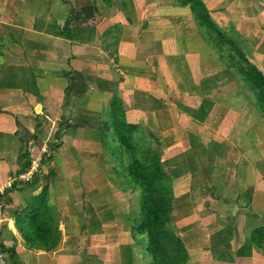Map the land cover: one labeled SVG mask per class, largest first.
Listing matches in <instances>:
<instances>
[{
  "label": "crops",
  "instance_id": "0c3cea01",
  "mask_svg": "<svg viewBox=\"0 0 264 264\" xmlns=\"http://www.w3.org/2000/svg\"><path fill=\"white\" fill-rule=\"evenodd\" d=\"M203 2L215 38L177 0H0V238L10 264H154L136 230L141 212L132 217L141 189L113 174L123 122L168 177L181 264H264V94L244 59L264 74V0ZM48 125L60 146L35 181L13 182ZM32 203L48 206L51 236L17 225Z\"/></svg>",
  "mask_w": 264,
  "mask_h": 264
},
{
  "label": "trees",
  "instance_id": "16d2710c",
  "mask_svg": "<svg viewBox=\"0 0 264 264\" xmlns=\"http://www.w3.org/2000/svg\"><path fill=\"white\" fill-rule=\"evenodd\" d=\"M185 1L190 4L197 17L199 25L201 24L206 27L208 26L210 29H216L210 11L203 0ZM215 32L217 31L211 32V34L214 35L213 38L216 37ZM222 37H225L224 34L219 33L218 38L222 39ZM244 59L246 66L249 67L250 70L246 71V74L251 80L257 94L262 97L264 94V74L248 59ZM114 126L118 135L117 139L121 146L120 156L123 155L124 151L132 156L133 149L138 147L135 141L137 138L133 136L134 128L125 122L120 124L114 123ZM132 161V164L128 166V174L133 179L132 184L141 189L140 212L142 219L137 231L146 235L148 249L154 257V264H181L185 262L187 258L182 240L168 228L167 224L171 215L173 200L172 188L169 184L168 177L164 171L161 170L162 167L157 163L151 165L153 167V171L151 172L147 170L137 158ZM29 164H26L19 174L25 172L29 167ZM35 175L38 176L37 173ZM35 175L31 178L32 180H36L37 176ZM27 181H21V183ZM47 188L48 185H45L40 200L38 199L40 203H44V201L47 200ZM37 205L38 203H32L28 210L20 213L17 218V225L21 229H26L29 225L35 226L36 232L39 229L40 224H42L43 231L49 233L51 236L53 233V219L48 212V206H45V208L41 210ZM86 215L87 219L92 217L90 219L91 225L94 223L97 225V214L90 205L86 208ZM87 226L88 223L85 227Z\"/></svg>",
  "mask_w": 264,
  "mask_h": 264
},
{
  "label": "rangeland",
  "instance_id": "374dc122",
  "mask_svg": "<svg viewBox=\"0 0 264 264\" xmlns=\"http://www.w3.org/2000/svg\"><path fill=\"white\" fill-rule=\"evenodd\" d=\"M177 2H179V3H182V4H184V5H187V4H189V3H187L185 0H177ZM201 25V24H200ZM201 27L204 29V27H206V26H204V25H201ZM207 28H208V32H207V37H208V35L210 36V33L212 32V29H210L208 26H207ZM229 54H234L233 52H232V50L230 49V51H229ZM33 81V80H32ZM41 124H45L44 122H41ZM47 130H48V134L50 133V132H52V134L51 135H47V137H49L50 136V138H49V146H50V151H49V153H46L45 155H44V157L45 158H47V160H45V162H49L50 161V159H52V157H53V155H54V153H55V151H53L54 149H53V147L54 148H58L59 146H60V143H59V140L58 139H55V137H54V135H55V131H56V126H54V125H48V127H47ZM105 135V134H104ZM46 137V138H47ZM142 138H145L144 136H141L138 140L137 139H135V141H136V144L138 145V147H136V149H133V151H132V156H131V154H129V153H126L125 151H124V153H123V155L122 156H120V159H119V157H118V154L121 152V150L120 151H115L113 154L111 153V156H112V158H114V159H119L120 161H121V170L123 171H120V172H114L113 171V174H115V177H116V174H118V175H121L122 174V176H124V177H126L131 183L133 182L132 180V178L129 176V174H128V166H130L131 164H132V160L133 159H135V158H137V160H139L146 168H147V170H149V171H153V167L151 166V165H155L156 163L159 165V163H158V161H157V159H155V158H153L152 156H151V152L150 151H148L147 149H149L148 147H150V144L148 143V142H142L141 140H143ZM146 139V138H145ZM56 140H58V142H56ZM39 144V143H38ZM38 144H32V145H35L36 147L37 146H39ZM30 145V144H29ZM32 145H30V147L28 148V152H29V154L31 153V147H32ZM147 150V151H146ZM113 155H114V157H113ZM120 155V154H119ZM49 156H51V157H49ZM44 158V159H45ZM109 158L110 157H108L107 158V161H106V164L108 163V164H110V162L109 161H111V160H109ZM30 159V157H28L27 158V160H29ZM45 164V163H44ZM41 169H44V165L43 166H41V168H40V171H41ZM161 170L163 171V169L161 168ZM39 171V172H40ZM122 172V173H121ZM18 181L17 179H13V182L14 181ZM133 186V189L134 190H138L137 189V187H135V185L133 184L132 185ZM123 191H125V190H123ZM87 193V192H86ZM87 194H89V193H87ZM129 194V193H128ZM132 194H133V196H134V192H132ZM88 196V195H87ZM100 197H103V196H100ZM112 201H113V204H115V202H116V200H115V198L113 197L112 198ZM140 205H141V202H140ZM138 212L140 213V209H139V207H138V209L136 208V206L134 205V207H133V209H132V217H133V219L134 218H136L137 217V214H138ZM139 222H141V221H139ZM97 225L96 224H93V228H95ZM137 226H139V225H137ZM138 228V227H137ZM137 230V229H136ZM135 230V231H136ZM174 254L176 255V253L174 252Z\"/></svg>",
  "mask_w": 264,
  "mask_h": 264
},
{
  "label": "built area",
  "instance_id": "2783aa9c",
  "mask_svg": "<svg viewBox=\"0 0 264 264\" xmlns=\"http://www.w3.org/2000/svg\"><path fill=\"white\" fill-rule=\"evenodd\" d=\"M52 134V132H51ZM49 134V135H51ZM49 137L43 139L42 147L38 148L35 145L31 147V154H32V163L31 166L23 173L18 174L14 179L27 181L30 180L36 173L40 171L41 166L43 165L44 155L49 153L50 146H49ZM57 138V137H55ZM58 142V140H56ZM0 264H10L8 260V255L5 248L1 245V238H0Z\"/></svg>",
  "mask_w": 264,
  "mask_h": 264
}]
</instances>
